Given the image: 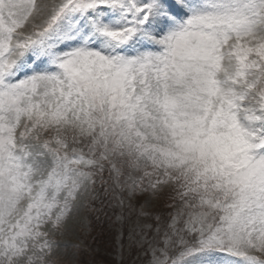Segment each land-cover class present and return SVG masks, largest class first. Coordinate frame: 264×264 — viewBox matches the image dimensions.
I'll return each instance as SVG.
<instances>
[{"label": "snow or ice", "instance_id": "1", "mask_svg": "<svg viewBox=\"0 0 264 264\" xmlns=\"http://www.w3.org/2000/svg\"><path fill=\"white\" fill-rule=\"evenodd\" d=\"M90 214L264 264V0H0V264H78Z\"/></svg>", "mask_w": 264, "mask_h": 264}, {"label": "rangeland", "instance_id": "2", "mask_svg": "<svg viewBox=\"0 0 264 264\" xmlns=\"http://www.w3.org/2000/svg\"><path fill=\"white\" fill-rule=\"evenodd\" d=\"M58 239L70 240L71 244L80 246L75 256L78 264H117L121 260L123 264H146V258L139 248L135 244L129 247L127 231L118 240L117 234L108 230L106 222L101 224L97 221L95 214L88 215L78 226L76 236Z\"/></svg>", "mask_w": 264, "mask_h": 264}]
</instances>
